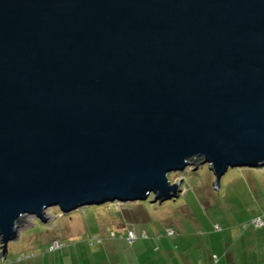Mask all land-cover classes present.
Segmentation results:
<instances>
[{
	"label": "water",
	"instance_id": "95a60500",
	"mask_svg": "<svg viewBox=\"0 0 264 264\" xmlns=\"http://www.w3.org/2000/svg\"><path fill=\"white\" fill-rule=\"evenodd\" d=\"M197 163L264 168V0H0L1 260L26 214L162 204Z\"/></svg>",
	"mask_w": 264,
	"mask_h": 264
},
{
	"label": "rangeland",
	"instance_id": "374dc122",
	"mask_svg": "<svg viewBox=\"0 0 264 264\" xmlns=\"http://www.w3.org/2000/svg\"><path fill=\"white\" fill-rule=\"evenodd\" d=\"M200 163L169 174L172 182L181 181V193L162 204L149 202L150 197L135 203L82 207L69 214L51 207L43 212L52 217L45 222L24 215L0 264H145L130 261L139 247L137 241L127 244V231L135 232L136 240H144L139 254L152 252L158 240H175L177 251L190 257L184 264H208L199 257H209L216 240H250L264 232V225L257 228L252 223L256 218L264 222V180L256 181L255 169L229 168L215 188L213 173ZM167 231L173 234L167 235ZM160 233L163 238L157 239ZM54 241L59 247L48 251ZM242 245L238 242L236 248ZM253 248L254 264H264V253H260L264 246ZM238 257L233 263L244 264L240 254ZM223 263L227 264L225 259Z\"/></svg>",
	"mask_w": 264,
	"mask_h": 264
},
{
	"label": "crops",
	"instance_id": "0c3cea01",
	"mask_svg": "<svg viewBox=\"0 0 264 264\" xmlns=\"http://www.w3.org/2000/svg\"><path fill=\"white\" fill-rule=\"evenodd\" d=\"M252 171L254 175L257 176V177L254 176L257 179L256 181L261 182V180H264V170L255 169ZM262 210H264V208H262ZM116 211L119 212L120 210L116 209ZM162 234L163 233L158 234L157 239H162L163 238ZM263 236H264V232L259 233L256 236H253V238L255 237L254 239L252 237L249 238L250 240H216L215 246L211 248L212 252L210 256L208 257L204 255V257L206 258H203L202 256H200L199 259L207 260L208 264H213V261L215 262V264H224L223 263L224 259L227 264H234L233 261L234 262L237 261L239 259L238 255L240 254L241 256L240 259L244 261V264H254V262L257 260V257L254 256L253 246L254 245H257V247L261 245L264 246V239L262 238ZM258 238L260 240H258ZM143 241L135 240L132 243V245H134V243L136 242L139 248L134 250V252L132 253L133 256L131 257L130 261L133 262V260H136L138 263L143 262L145 264H157V263L159 264H184V262L190 260V257L185 255L186 253H181L177 251L176 249L177 248L176 245L178 244L177 242L174 243L175 247L173 246V242L175 240H158L160 243L156 244L154 249H152V252L150 253L141 252L139 254L138 252L141 250L142 246L145 247ZM224 242H226V244ZM238 242L240 243L242 242L243 244L242 247H240L239 249L236 248V244ZM152 246H154V244H152ZM62 248H63V245H62ZM159 251H162L161 254H158ZM260 253H264V251L261 250ZM134 256L136 257L134 258ZM263 257L260 256V258H263ZM260 258L258 259L259 261H260Z\"/></svg>",
	"mask_w": 264,
	"mask_h": 264
},
{
	"label": "built area",
	"instance_id": "2783aa9c",
	"mask_svg": "<svg viewBox=\"0 0 264 264\" xmlns=\"http://www.w3.org/2000/svg\"><path fill=\"white\" fill-rule=\"evenodd\" d=\"M257 228L260 227V226H263L264 225V222L261 221L260 218H256L253 222H252ZM167 235H172L173 232L172 231H167L166 232ZM141 236L142 237H145L146 236V233L144 231H141ZM125 240L129 243V244H132L135 240H136V235H135V232H131V231H127L126 235H125ZM59 247V244H57V242H55L53 244V246H51L49 248V251H52L54 250L55 248H58Z\"/></svg>",
	"mask_w": 264,
	"mask_h": 264
},
{
	"label": "trees",
	"instance_id": "16d2710c",
	"mask_svg": "<svg viewBox=\"0 0 264 264\" xmlns=\"http://www.w3.org/2000/svg\"><path fill=\"white\" fill-rule=\"evenodd\" d=\"M128 243V242H127ZM129 244V243H128ZM129 245H132V244H129ZM61 248V247H60ZM48 251H49V249H48ZM53 251V250H52Z\"/></svg>",
	"mask_w": 264,
	"mask_h": 264
}]
</instances>
